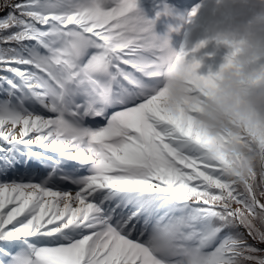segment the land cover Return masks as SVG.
I'll use <instances>...</instances> for the list:
<instances>
[{
  "label": "snow or ice",
  "instance_id": "snow-or-ice-1",
  "mask_svg": "<svg viewBox=\"0 0 264 264\" xmlns=\"http://www.w3.org/2000/svg\"><path fill=\"white\" fill-rule=\"evenodd\" d=\"M154 24L138 0H0V264H264V136L197 127L235 53L193 60L170 109L189 53L169 68Z\"/></svg>",
  "mask_w": 264,
  "mask_h": 264
},
{
  "label": "clouds",
  "instance_id": "clouds-1",
  "mask_svg": "<svg viewBox=\"0 0 264 264\" xmlns=\"http://www.w3.org/2000/svg\"><path fill=\"white\" fill-rule=\"evenodd\" d=\"M225 0H218L223 4ZM192 15L190 19H194ZM178 30V29H175ZM218 46L229 50L233 64L223 71L217 87L206 100L203 111L197 118V127L210 136L234 132L264 136V14L235 29H224L215 34ZM169 40L167 55L168 67L175 63V53ZM179 66L175 73L166 70L168 107L174 109L184 96L186 86L184 71L192 61ZM226 63V60H225ZM201 67V62H200ZM226 155L246 151L240 144H229L223 149ZM249 160L247 163H251Z\"/></svg>",
  "mask_w": 264,
  "mask_h": 264
},
{
  "label": "bare ground",
  "instance_id": "bare-ground-1",
  "mask_svg": "<svg viewBox=\"0 0 264 264\" xmlns=\"http://www.w3.org/2000/svg\"><path fill=\"white\" fill-rule=\"evenodd\" d=\"M156 1L147 3L146 0H138V7L140 5L145 6L147 10L145 13L146 18L155 20L153 29L156 28L160 31L158 36H167L171 47L177 52L183 49L189 53L186 57L188 61L195 59L201 62L206 57L214 59L223 50L222 46L217 45L215 34L224 29L239 27L237 20L239 19L238 17L243 16L242 13L248 8L246 4H252V8L254 6V13L250 12L244 15L246 23L251 22L256 16L264 14V0H225L223 4H219L218 0H205L200 5L202 11H200L199 15H196L191 21L185 20L183 22L181 15L177 17L171 12L167 15L164 14V6L158 5ZM235 3L236 8H234ZM222 6L227 9L229 16L222 17V12L218 9ZM257 7L258 11L255 12ZM157 13H161L159 18H157ZM201 42L206 43L203 47L192 51ZM201 66L203 67L204 64L202 63ZM216 66L217 64L214 65V67ZM197 71L198 73L203 72L201 68Z\"/></svg>",
  "mask_w": 264,
  "mask_h": 264
},
{
  "label": "rangeland",
  "instance_id": "rangeland-1",
  "mask_svg": "<svg viewBox=\"0 0 264 264\" xmlns=\"http://www.w3.org/2000/svg\"><path fill=\"white\" fill-rule=\"evenodd\" d=\"M151 1V0H150ZM202 1V0H201ZM200 1V2H201ZM164 2V1H163ZM162 2V3H163ZM200 2H198L197 4H199ZM164 4V3H163ZM166 6V5H165ZM167 7V9H168V11L170 12V7H169V5L168 6H166ZM165 7V8H166ZM192 8L191 9H189L186 13H185V17L183 16V14H181V16L183 17V22H185V20H188V21H191L192 19H190L191 17H192V12H193V10L195 9L196 10V15H199V13H200V11H202V9H200V4H199V6H196V7H193V5L191 6ZM223 7H221V9L220 8H218L219 10H221V12H222V17H227V14H228V11L227 10H223L222 9ZM252 6L251 5H248V8L243 12V14H245V13H247L248 11L249 12H251L252 11ZM200 9V10H199ZM139 10L142 12V14L146 17V8H145V6H142V5H140L139 6ZM178 11H180V10H176L175 12H173V13H175L176 14V12H178ZM195 15V16H196ZM229 16V15H228ZM180 17V16H179ZM238 22H239V26L240 25H242V24H245V22H240L239 21V19H238ZM153 31L157 34V35H159V33H160V31L159 30H157L156 28H154L153 29ZM223 47V46H222ZM228 52H229V50L227 49V48H225V47H223V50H221L218 54H217V56H215V60L213 59V58H211V57H206V58H204L203 60H201V65H202V63L204 64V66L202 67H200L202 70H203V72H201V73H198L199 75H209L210 73H212V74H214V73H216V72H218L219 70H220V65H223L224 63H225V60H226V56L228 55ZM214 60V61H213ZM261 64H264V60H262L261 62H260ZM215 64H217V66L216 67H214V65Z\"/></svg>",
  "mask_w": 264,
  "mask_h": 264
},
{
  "label": "trees",
  "instance_id": "trees-1",
  "mask_svg": "<svg viewBox=\"0 0 264 264\" xmlns=\"http://www.w3.org/2000/svg\"><path fill=\"white\" fill-rule=\"evenodd\" d=\"M249 242H250V243H254V242H253V241H251V240H250Z\"/></svg>",
  "mask_w": 264,
  "mask_h": 264
}]
</instances>
